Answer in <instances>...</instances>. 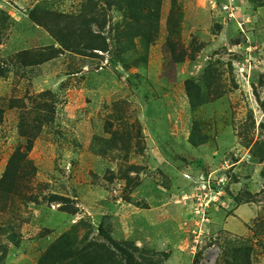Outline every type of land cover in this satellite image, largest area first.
Segmentation results:
<instances>
[{
	"label": "rangeland",
	"instance_id": "rangeland-1",
	"mask_svg": "<svg viewBox=\"0 0 264 264\" xmlns=\"http://www.w3.org/2000/svg\"><path fill=\"white\" fill-rule=\"evenodd\" d=\"M18 152L0 264L101 224L135 264H264V0H0V180Z\"/></svg>",
	"mask_w": 264,
	"mask_h": 264
},
{
	"label": "trees",
	"instance_id": "trees-1",
	"mask_svg": "<svg viewBox=\"0 0 264 264\" xmlns=\"http://www.w3.org/2000/svg\"><path fill=\"white\" fill-rule=\"evenodd\" d=\"M96 45V41L94 40L91 45V49L94 50H101L98 49V47H94ZM23 158V159H22ZM25 159L24 155L20 152L16 153L12 159L10 160L8 164V169L6 173L4 174L3 178L0 180V189H4L8 186H11L10 180L12 175L14 176L13 172L16 171V169L21 165V162ZM69 213H74V211L71 208L66 209ZM83 223H79L77 226H74L75 229H78L79 225ZM98 234L101 238L104 239L105 243H99L92 241H88L87 243L80 244L81 249L70 252V255L68 257H65L61 260H70L69 264H135V261L133 260L134 257L132 256L135 251H138V248L128 242H123V247H120L118 243H115L106 230L104 229L103 225L101 224L98 228ZM67 235V234H66ZM64 235L60 242H57L53 245L54 249L59 247L63 241L69 240L67 239L69 235ZM88 240V237L85 239ZM71 243H68L70 245ZM66 244L64 243V246ZM71 250V249H70ZM52 249L48 251V254L41 258L40 264H51L54 261V257L51 256ZM62 258V257H61ZM57 260V259H56ZM61 261V262H64ZM60 264V263H59Z\"/></svg>",
	"mask_w": 264,
	"mask_h": 264
}]
</instances>
